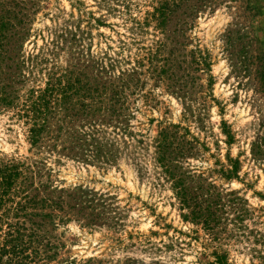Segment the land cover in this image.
I'll return each instance as SVG.
<instances>
[{"label":"rangeland","instance_id":"1","mask_svg":"<svg viewBox=\"0 0 264 264\" xmlns=\"http://www.w3.org/2000/svg\"><path fill=\"white\" fill-rule=\"evenodd\" d=\"M260 52L264 0H0L31 264H264Z\"/></svg>","mask_w":264,"mask_h":264},{"label":"trees","instance_id":"2","mask_svg":"<svg viewBox=\"0 0 264 264\" xmlns=\"http://www.w3.org/2000/svg\"><path fill=\"white\" fill-rule=\"evenodd\" d=\"M166 8V7H165ZM256 61V79L261 92L264 94V52H260L259 55L253 57ZM252 58V59H253ZM5 100V98H0ZM165 135L161 134V141ZM257 152L264 156V150L261 145H257ZM165 158H162L164 160ZM237 163V162H236ZM233 164V170L236 173L237 164ZM168 164L165 165V169L168 171ZM20 168L15 163H1L0 162V263L1 264H31L35 255L27 253L31 245L37 242V235L34 231L36 229L34 222L31 221L34 213H27L26 204L34 206L35 201L32 199L25 200L23 202H16L14 206L10 203V192L17 178L20 175ZM169 176L172 174H170ZM173 177V176H172ZM174 187L177 189V193L182 200L183 204L188 203L187 189L183 184L181 178H175ZM26 197V196H24ZM25 219L23 221L11 222L10 218L18 219L20 217ZM29 223L33 228L27 227Z\"/></svg>","mask_w":264,"mask_h":264}]
</instances>
